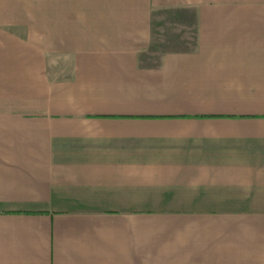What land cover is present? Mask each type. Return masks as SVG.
<instances>
[{"label":"crops","instance_id":"0c3cea01","mask_svg":"<svg viewBox=\"0 0 264 264\" xmlns=\"http://www.w3.org/2000/svg\"><path fill=\"white\" fill-rule=\"evenodd\" d=\"M0 264H264V0H0Z\"/></svg>","mask_w":264,"mask_h":264},{"label":"rangeland","instance_id":"374dc122","mask_svg":"<svg viewBox=\"0 0 264 264\" xmlns=\"http://www.w3.org/2000/svg\"><path fill=\"white\" fill-rule=\"evenodd\" d=\"M57 71H60V70H57ZM62 71V70H61ZM67 72V71H66Z\"/></svg>","mask_w":264,"mask_h":264}]
</instances>
